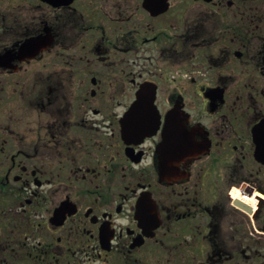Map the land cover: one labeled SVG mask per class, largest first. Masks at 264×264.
<instances>
[{
	"label": "flooded vegetation",
	"instance_id": "flooded-vegetation-1",
	"mask_svg": "<svg viewBox=\"0 0 264 264\" xmlns=\"http://www.w3.org/2000/svg\"><path fill=\"white\" fill-rule=\"evenodd\" d=\"M0 264H264V0H0Z\"/></svg>",
	"mask_w": 264,
	"mask_h": 264
},
{
	"label": "snow or ice",
	"instance_id": "snow-or-ice-1",
	"mask_svg": "<svg viewBox=\"0 0 264 264\" xmlns=\"http://www.w3.org/2000/svg\"><path fill=\"white\" fill-rule=\"evenodd\" d=\"M138 103V107L137 110L135 112V114L129 116V117H125L126 121L128 122L129 126H130V130L134 133L136 130V124L137 122L142 118H148L150 120L153 121V130H155V128L160 127L159 124V120H160V115L158 112L155 111L154 108H152L151 105V98L150 97H145L144 101H137ZM179 116H173V118L171 120L174 121H179ZM165 133H167V137L166 135L164 136L165 142H167L168 137H169V129L165 128ZM194 135V130L193 131H188L187 129L184 130V136L186 138V140L191 141L192 136ZM239 194V193H237Z\"/></svg>",
	"mask_w": 264,
	"mask_h": 264
},
{
	"label": "water",
	"instance_id": "water-1",
	"mask_svg": "<svg viewBox=\"0 0 264 264\" xmlns=\"http://www.w3.org/2000/svg\"><path fill=\"white\" fill-rule=\"evenodd\" d=\"M145 93H149V94L155 95L154 90L150 89L148 86L147 87L146 86L143 87L138 93V98L135 100V102L132 104V106H131V108L129 110V111H131V113L132 112L133 113L136 112L137 107H138L137 101H139V100L140 101H144L145 100V97L147 96V95L145 96ZM151 105H152V108H154L155 111H157L155 103H154V97H151Z\"/></svg>",
	"mask_w": 264,
	"mask_h": 264
}]
</instances>
